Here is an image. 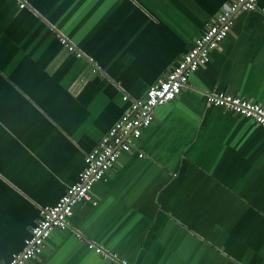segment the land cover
I'll use <instances>...</instances> for the list:
<instances>
[{
    "label": "crops",
    "instance_id": "crops-1",
    "mask_svg": "<svg viewBox=\"0 0 264 264\" xmlns=\"http://www.w3.org/2000/svg\"><path fill=\"white\" fill-rule=\"evenodd\" d=\"M24 1L0 0L1 262L77 181L130 98L164 78L228 0ZM216 90L264 105V13L233 14L209 62L154 109L31 263L117 264L93 241L129 264H264V127L209 104Z\"/></svg>",
    "mask_w": 264,
    "mask_h": 264
},
{
    "label": "built area",
    "instance_id": "built-area-1",
    "mask_svg": "<svg viewBox=\"0 0 264 264\" xmlns=\"http://www.w3.org/2000/svg\"><path fill=\"white\" fill-rule=\"evenodd\" d=\"M18 1L20 8L26 6L24 0ZM257 2L258 0H228L219 13L206 24L205 30L195 38L192 47L182 54L166 76L152 83L143 97L130 98L128 107L101 136L97 144L85 153L84 167L79 172L77 181L69 185L53 205L40 207L39 217L30 228V234L25 238L23 248L12 254L9 261H0V264H32L31 260L45 249L46 240L51 231L68 228V219L72 215L73 206L80 201L91 200V189L94 183L116 166L122 153L132 150L142 130L151 123L154 109L173 100L187 87L189 76L209 62L211 52L228 34L233 14L238 10H258L264 13V9L259 8ZM57 38L66 51L73 53L77 58L83 56V53L67 37L57 33ZM205 95L209 104L230 110L264 127V105L225 91H208ZM122 98L129 100L127 94ZM138 155L141 157L143 152ZM86 245L103 259L117 264H129L115 252L93 241H87Z\"/></svg>",
    "mask_w": 264,
    "mask_h": 264
},
{
    "label": "water",
    "instance_id": "water-1",
    "mask_svg": "<svg viewBox=\"0 0 264 264\" xmlns=\"http://www.w3.org/2000/svg\"><path fill=\"white\" fill-rule=\"evenodd\" d=\"M216 91H220V90H216ZM214 106V105H213Z\"/></svg>",
    "mask_w": 264,
    "mask_h": 264
}]
</instances>
